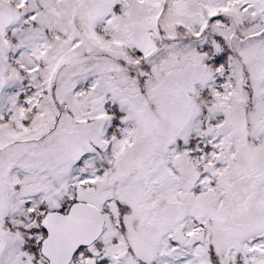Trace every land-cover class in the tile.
<instances>
[{
	"label": "snow or ice",
	"instance_id": "6c2138e0",
	"mask_svg": "<svg viewBox=\"0 0 264 264\" xmlns=\"http://www.w3.org/2000/svg\"><path fill=\"white\" fill-rule=\"evenodd\" d=\"M0 264H264V0H0Z\"/></svg>",
	"mask_w": 264,
	"mask_h": 264
}]
</instances>
